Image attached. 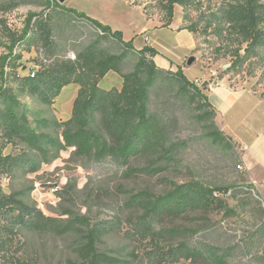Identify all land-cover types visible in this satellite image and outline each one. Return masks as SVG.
Here are the masks:
<instances>
[{"label": "rangeland", "instance_id": "374dc122", "mask_svg": "<svg viewBox=\"0 0 264 264\" xmlns=\"http://www.w3.org/2000/svg\"><path fill=\"white\" fill-rule=\"evenodd\" d=\"M243 2L189 0L186 5H174L170 17L165 0H65L67 7L120 30L123 39L134 38L135 50L144 38L147 22L158 27L171 24L179 25V29L192 28L196 45L181 62L166 68L155 63L162 71L141 74L148 112L158 120L148 137L111 124L110 105L96 113L84 109L93 82L86 74L63 87L51 104L22 96L31 125L36 126L39 119L55 121V133L39 130L51 132L66 149L50 153L35 172L2 177L0 194L22 191L25 200L46 215L57 217L68 205L84 219L103 223L108 230L95 244L97 263L106 256L111 261L104 264H219L214 260L219 256L224 264H264V195L250 181L237 145L227 139L213 141V133L221 136L223 132L212 109L202 105L203 101L191 91H182L181 82V77L185 78L205 96L226 78L232 87H247L264 97V46L261 43L247 50L248 42L239 33L243 26L237 16L231 17V7ZM38 10L32 5H19L7 13L0 12V20L19 34L28 12ZM244 15L249 24L257 17L264 28L263 14L246 10ZM99 34L94 26L81 20L75 31L76 41L56 55L74 59L82 47L95 41L106 55L122 51L116 41L98 38ZM0 36L3 44H8L6 36ZM151 37L156 45L163 43L164 47L172 41L168 29ZM236 51L238 55H234ZM6 52L5 45L0 47V54ZM14 52L22 56L24 68L19 67V71H28L37 56H44L34 47H15ZM136 61L137 55L129 52L116 70L108 71L95 84L103 91L119 90L124 75L132 72ZM82 138L89 141L88 153L81 152ZM162 140L166 146L179 145L168 159L158 151ZM22 149L8 146L6 151ZM67 182L75 184L78 192L73 205L56 194ZM179 184L226 189L224 194L213 191V198L204 196V203L180 214L157 215L148 237L142 239L135 231V222L149 207L151 196L168 193ZM191 195L188 191L187 196ZM85 231L81 224L62 235L19 229L14 253L23 264H88L90 254L83 250ZM181 245H186L190 254L195 250V255H180L177 248ZM172 248L174 255H169Z\"/></svg>", "mask_w": 264, "mask_h": 264}, {"label": "trees", "instance_id": "16d2710c", "mask_svg": "<svg viewBox=\"0 0 264 264\" xmlns=\"http://www.w3.org/2000/svg\"><path fill=\"white\" fill-rule=\"evenodd\" d=\"M165 1L170 17L174 5L189 3V0ZM19 5H32L40 10L28 12L24 27L19 34L12 32L4 20H0V35H5L8 39V44H3L0 36V47L5 45L7 50L6 53L0 54V180L2 177L15 178L27 172H35L39 162L48 160L50 153L66 149V145L51 132L39 130L44 128L55 133L58 129L55 121L39 119L36 126L31 125L21 97L30 96L42 104H51L63 87L79 80L85 74L88 78H93V82L85 98L84 109L96 113L106 105H110L108 119L111 124L121 126V130L127 129L136 135L148 137L157 126L158 120L148 112L146 89L141 84L140 76L144 71L149 73L162 71L153 60L157 51L150 46L135 50L133 40H124L120 30H112L109 25L90 17L84 11L67 7L57 0H0V12L7 13ZM246 10L257 11L264 15V0H244L241 5L231 7V17L237 16L238 22L243 26L239 28V33L248 42L247 50L261 43L264 46V28L257 17L253 18L252 24H249L244 15ZM81 20L87 21L98 30L100 33L98 38L108 37L120 44L122 51L119 54L106 55L98 48V41H95L82 47L74 59L57 56L58 51L76 41L75 31ZM187 29L193 33L192 28L187 27ZM21 46L26 49L34 47L38 53L44 54V60L37 56L38 60L28 71L23 69L19 71L18 68H24V65L21 62V54L15 53L14 48ZM129 52L137 55V61L132 72L124 75L121 88L103 91L97 87L95 81L108 71L116 70ZM234 55H238V52L236 51ZM181 82L182 91H191L194 97L202 100V105L210 107L215 115L206 95H202L199 89L185 78L181 77ZM224 139L231 141L228 135L222 133L220 136L218 133H213V141ZM81 143V152L88 153L89 141L82 138ZM158 145V151L164 155V158L170 156L179 146L175 144H173L175 147L166 146L163 140ZM8 146L11 148L22 146L23 149L18 152L6 151ZM225 189V187H216L215 190H211L202 187L193 188L190 184H179L168 193L151 196L149 207L135 222V231L142 239H146L151 232V223L157 215L164 212L180 214L189 207L204 203V196L213 198V191L224 193ZM188 191H191V197L187 196ZM56 194L61 200L68 199L73 205L77 200L78 192L75 184L67 182L60 190H56ZM58 215L63 217L46 215L34 203L26 201L22 191L0 194V264H23L15 255L13 247L19 229L27 228L62 235L77 224L86 227L83 250L90 254L86 259L88 264H104L105 261H111L104 256L101 262L97 263L98 255L95 251L97 240L107 232L108 227L103 223H92L84 219L68 205L63 206ZM177 249L180 255L186 252L188 253L186 255L191 256L196 252L194 250L190 254L186 245H181ZM174 252L172 248L168 254L174 255ZM214 260L224 264L222 257L215 256Z\"/></svg>", "mask_w": 264, "mask_h": 264}, {"label": "crops", "instance_id": "0c3cea01", "mask_svg": "<svg viewBox=\"0 0 264 264\" xmlns=\"http://www.w3.org/2000/svg\"><path fill=\"white\" fill-rule=\"evenodd\" d=\"M147 24L138 49L143 46L153 47L157 51L153 60L161 68L181 62L196 45L193 34L186 29H179V25L177 27L169 24L158 27L156 23L147 22ZM162 29H168L171 33L172 41L166 47L163 43L160 46L156 45L151 37L153 33ZM132 40L135 46L134 38ZM177 49L180 50L178 54H176ZM206 96L214 109V120L219 129L230 136L242 151L248 177L264 195V97L247 87H232L226 83V78L221 79Z\"/></svg>", "mask_w": 264, "mask_h": 264}, {"label": "water", "instance_id": "95a60500", "mask_svg": "<svg viewBox=\"0 0 264 264\" xmlns=\"http://www.w3.org/2000/svg\"><path fill=\"white\" fill-rule=\"evenodd\" d=\"M59 3H63L65 0H57ZM189 63H191V60H189Z\"/></svg>", "mask_w": 264, "mask_h": 264}, {"label": "flooded vegetation", "instance_id": "af4514ba", "mask_svg": "<svg viewBox=\"0 0 264 264\" xmlns=\"http://www.w3.org/2000/svg\"><path fill=\"white\" fill-rule=\"evenodd\" d=\"M253 188L256 189L254 186H253ZM256 190H258V189H256ZM257 192H258V191H257ZM222 194H224V193H222ZM259 194H260V193H259ZM260 198H262L261 195L258 197V199H260Z\"/></svg>", "mask_w": 264, "mask_h": 264}]
</instances>
